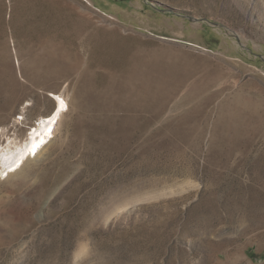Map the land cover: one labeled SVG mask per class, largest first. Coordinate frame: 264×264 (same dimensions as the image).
Masks as SVG:
<instances>
[{
  "label": "rangeland",
  "instance_id": "obj_1",
  "mask_svg": "<svg viewBox=\"0 0 264 264\" xmlns=\"http://www.w3.org/2000/svg\"><path fill=\"white\" fill-rule=\"evenodd\" d=\"M58 96L0 264H264V0H0V144Z\"/></svg>",
  "mask_w": 264,
  "mask_h": 264
},
{
  "label": "bare ground",
  "instance_id": "obj_2",
  "mask_svg": "<svg viewBox=\"0 0 264 264\" xmlns=\"http://www.w3.org/2000/svg\"><path fill=\"white\" fill-rule=\"evenodd\" d=\"M79 20L80 21H76V23L73 24V29H75L76 32H77V30L79 28H81L83 26L82 24L85 21L84 19H82L83 21L81 22V19L80 18H79ZM62 67H65V66L62 65ZM133 74H134V75H132L133 77L140 76L139 75V71H137V70H135ZM147 81H148V83H150L149 80H147ZM58 97L60 98L59 100L57 99ZM58 97L56 98V103H55L54 109L49 114H47V115H41V116H39L36 119V121L34 122L33 125H29L27 127V129H26V131H25V133H24V135L22 137H19L14 132V133H12V135L11 134L9 136L6 135L5 140H3L4 142H2L0 144V155L3 156V159L0 160V171L7 172V175L6 176H8L9 174L14 173L17 170H19L22 167V165L25 163L26 160H29V159H32V158L36 157L50 143V141L52 140V134H53L52 133V130H53L52 128H53V124L49 122V119L48 118L51 117L53 115V113H57V110L59 109V112H58L57 117H56V120H57L58 119V116L60 115V113L62 111V108L64 107L63 98L60 97V96H58ZM60 100H62L63 103H61ZM27 105H29V104L26 103V104H24L21 107L22 111L24 110V108ZM56 120H55V122H56ZM32 129H35V135L33 137H30L29 136V132ZM49 129L51 130L50 132H49ZM2 130L3 129H1V131ZM40 139H44L46 142L43 143L42 145H40V147L36 150L35 155H32L30 152L27 155H24L25 149L26 148H30L33 145V141H35V143H39ZM22 155H24V158H23L22 163H20V166L18 168H16L15 171L8 172L7 170L9 168V166H14L16 164V162L20 159V157ZM6 176H4V177H6Z\"/></svg>",
  "mask_w": 264,
  "mask_h": 264
},
{
  "label": "snow or ice",
  "instance_id": "obj_3",
  "mask_svg": "<svg viewBox=\"0 0 264 264\" xmlns=\"http://www.w3.org/2000/svg\"><path fill=\"white\" fill-rule=\"evenodd\" d=\"M58 100L60 99L59 97L57 98ZM61 103H63L62 100H60ZM59 112V109L57 110V113H53V115L51 117H49V122L52 123L53 125L55 124V120H56V117H57V114ZM23 119V118H22ZM51 130L49 129V132ZM35 135V129H32L30 132H29V136L30 137H33ZM46 141L44 139H40L39 143H35V141H33V145L30 147V148H26L25 149V152H24V155H27L29 152L32 154V155H35L36 153V150L40 147V145H42L43 143H45ZM24 155H22L20 157V159L16 162V164L14 166H9L8 168V172H13L16 170V168H18L20 166V163H22L23 161V158H24ZM3 159V156L0 155V160ZM7 175V172H3V171H0V178H3L4 176Z\"/></svg>",
  "mask_w": 264,
  "mask_h": 264
}]
</instances>
